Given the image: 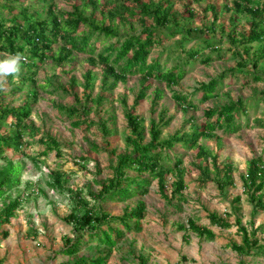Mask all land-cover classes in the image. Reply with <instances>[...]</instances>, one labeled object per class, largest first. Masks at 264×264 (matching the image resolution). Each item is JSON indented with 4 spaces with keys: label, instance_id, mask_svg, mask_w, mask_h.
<instances>
[{
    "label": "rangeland",
    "instance_id": "1",
    "mask_svg": "<svg viewBox=\"0 0 264 264\" xmlns=\"http://www.w3.org/2000/svg\"><path fill=\"white\" fill-rule=\"evenodd\" d=\"M108 1L0 0L1 3H9L14 9H3L0 14L4 19H10L21 8H29L31 14L38 13L40 17H45L48 15L45 3L52 4L56 14L73 13L78 6L90 23L96 21L99 25H109L118 32L119 37L140 35L142 26L139 20L129 15L113 16L112 8L106 6ZM161 1L164 0H144L147 4L153 2V6L159 5ZM232 3L233 0H170L166 3V7H171L172 18L177 24L166 25L162 29L175 34V37L156 46L151 59L159 57L164 68L174 65L185 57L180 52L178 42L182 40L187 50L197 46L202 48L203 41L212 40L224 56L215 58L208 65L200 61L192 62L186 68L185 78L176 86L153 81L147 98L134 111L142 119V144H147L150 141L148 128L151 118L158 121L164 114L165 121L171 119L161 137V141H164L202 126L205 122L204 111L208 108L236 103L239 99L257 104L250 108L249 128L232 135L216 130L213 137L201 139V144L207 150L205 159L197 158V150H186L181 143L171 150L173 158L182 156L183 159L180 176L187 186L183 192L187 200L182 211L176 208L177 200L171 205L161 197L157 181L152 183L145 197H135L123 203L99 202L91 195L101 191L102 185L112 177L116 155L130 153L126 146V138L131 133L126 115L144 83L140 76H129L125 82H119L114 90H109L114 78L104 74L98 59V53L102 52L104 45L94 54L76 52L72 62L58 64L57 55L63 45L59 42L53 45L49 58L39 64L37 69L33 68L37 71L35 83L12 86L6 82L3 94L9 107L24 104L30 92L37 91L38 97L27 122L29 127L24 131L23 147L20 150L6 149L0 159V169L7 167L8 160L21 169L20 186L0 200V212L6 201L20 195L23 197L17 218L0 227V264H63L78 256H95V244L86 246L75 257L60 253L66 239H74V225L66 221L67 217L73 212L81 214L85 211L84 207L76 204L79 200L77 194H81L90 207H100L113 217H121L140 201L147 205L142 231L127 233L124 241L110 254L108 264H264V258L242 255L230 248L233 243L242 244V236L235 226L236 217L242 219L249 231L264 223V212L254 216L253 206L244 192L249 161L262 156L264 162V125L260 124H264V96L261 95L264 80L254 83L250 74L264 77V60L254 68L251 58L243 52L245 47L229 39L233 30L238 33L249 30V18L245 14L237 15L235 23L230 20L235 14L227 13L224 7L232 6ZM209 6L216 8L217 22L213 21V11ZM94 41L92 37L91 43ZM254 48L256 46L250 54ZM210 52V49L202 50L203 55ZM235 52L244 55L243 59L247 63L245 68L237 67L239 58L234 56ZM8 56L0 51V60ZM213 57H217V54ZM26 63L28 61L21 62L20 74L31 69ZM88 71L94 75L89 85L86 83ZM231 71L234 72L230 74ZM223 73L228 75L219 96L202 103L198 92L201 84H207ZM246 76H249L248 85L244 82ZM73 80L76 82L74 89L70 87ZM18 86L22 87L21 91L15 90ZM157 92L161 93L162 98L157 106H153ZM175 93L188 96L197 108L185 110L174 99ZM100 96L104 97L102 104L92 102ZM59 106L79 109L83 117L92 120L95 125L88 131L74 128L72 120L59 110ZM153 110L155 112L152 114ZM245 122V117H242V123ZM103 126L108 131L103 130ZM11 128L7 124L4 129L7 131ZM48 136L59 142L60 149L44 156L48 148L44 141ZM216 154L219 155V161H229L235 167L234 185L228 187L225 194L219 191L214 182L216 174L211 157ZM57 173L61 176L60 190L52 187ZM178 177L176 173L167 177L170 196ZM237 196L241 197V201L234 204L233 200ZM209 213L227 218L234 227H212ZM190 218L198 219L211 228L216 238L206 240L189 232L186 234L187 239H184L185 232L178 231L177 226L187 224ZM4 233L8 235L4 236ZM258 236L264 243V234L259 233Z\"/></svg>",
    "mask_w": 264,
    "mask_h": 264
},
{
    "label": "trees",
    "instance_id": "2",
    "mask_svg": "<svg viewBox=\"0 0 264 264\" xmlns=\"http://www.w3.org/2000/svg\"><path fill=\"white\" fill-rule=\"evenodd\" d=\"M19 1V0H17ZM170 0H164L159 5L153 6L152 3H145L144 0H109L106 6L112 8V15L131 16L139 20L142 26L140 35L119 37L118 32L106 24H97L94 21L90 23L88 18L78 6L73 13L56 14L54 6L45 3L48 15L40 17L38 13L31 14L29 8H21L20 12L13 15L10 19H4L0 14V51L9 55H15L17 52L27 56L26 65L30 66L26 73L18 76L15 81L14 76H7L6 82L12 86L15 84H26L27 82L35 83L37 69L39 64L44 63L49 54L53 50V45L62 42L61 51L57 55L56 61L61 64L65 61L72 62L74 53L90 54L96 53L102 45V52L98 53V59L103 67L106 76H112L114 83L109 90H114L119 82H125L129 76H140L144 83L141 90L134 99L131 110L127 113L126 118L130 135L126 138V146L130 153L116 155L117 162L112 166L113 175L107 179L102 185L101 191L91 193L95 200L99 202H127L135 197L143 198L148 195L150 187L154 181L158 182L159 193L161 197L168 203L173 205L175 200L178 201L176 208L182 211L183 204H186V198L183 194L187 188L183 178L180 176L181 166L183 164L182 156H171V150L175 148L177 143H181L186 150H197V158L205 159L207 157L206 147L201 144L202 138H210L214 136L216 130H222L225 134L232 135L250 127L248 119L250 108L256 106L255 102L239 99L236 103L228 105L208 108L204 111L205 122L202 126H196L192 131L181 136L175 135L170 139L161 141L164 128L171 121H165L164 114L156 121L151 118L148 128L150 141L142 144L144 139L142 135V119L135 115L136 107L147 98L153 81L165 82L168 86H176L186 76V68L196 61L202 64H210L215 58H223V51L219 50L212 40H205L204 46H199L187 50L184 47V40L178 41L180 44V52L185 57L177 61L170 67H163L159 57L151 59L154 48L163 44L169 38L175 37V34L164 31L163 26L177 24L172 18L171 7H166V3ZM232 6H225L227 13L234 12L235 15L230 20L235 23L237 15L245 14L249 18V30L244 33H238L233 30L229 35L232 43H237L244 48L248 58L254 68H257L261 61L264 60V0H233ZM213 11V21H218V13L214 6H209ZM3 9L13 11V7L9 3L0 2V12ZM9 20V21H8ZM153 23H152V22ZM10 22L8 26L7 23ZM88 27V30H87ZM94 37V43L91 38ZM114 40V41H112ZM107 42V43H105ZM253 52L250 54L251 49ZM210 49L207 55L202 54V50ZM217 54V57H213ZM239 58L237 67L245 68L247 66L244 55L234 53ZM171 57V56H170ZM151 60V61H150ZM234 71H231L232 74ZM252 81L259 83L264 80L263 75L250 73ZM228 73H223L217 78L212 79L207 84H201L199 93L201 94V102L205 103L219 96L220 88ZM94 77L92 71L86 74V83L91 84ZM248 79V80H247ZM70 87L75 88L76 82L71 81ZM245 84H250L249 76L245 77ZM57 89H60L58 87ZM16 91H21L22 87H15ZM65 90V88H62ZM14 91V92H16ZM30 92V91H29ZM28 92V93H29ZM0 89V159L6 149L14 148L20 150L24 144V131L28 129V120L33 113V105L37 100V91L30 92L27 101L20 105L9 107L6 103V96ZM264 96V91L261 92ZM174 99L185 110L195 109L197 106L188 96L175 93ZM162 95L157 92V96L153 100V106H157ZM103 96L98 97L92 102L97 105L102 104ZM59 110L72 120V126L77 129L90 130L95 123L92 120L85 119L82 112L77 108L58 107ZM155 112L153 110L152 114ZM242 117L246 122L242 123ZM9 124L12 128L5 130V126ZM264 125L263 123H260ZM103 130L108 131L103 126ZM47 145V151L59 150V142L47 137L44 141ZM59 154V153H58ZM212 165L216 177L214 182L220 192L226 193L228 187L234 185L233 163L229 161H219V155L211 157ZM136 173V175H132ZM176 173L178 179L173 183L174 190L169 195V187L166 185L167 177ZM21 169L14 165L10 160L7 167L0 169V200L4 199L7 194L20 186ZM52 187L62 189L61 176L57 173ZM69 192H74L70 190ZM244 192L247 195L249 203L253 206V215L256 216L264 212V162L262 156L251 159L248 163L247 175L244 178ZM80 207H84V213H71L67 217V222L73 224L74 239H66L65 247L60 253L64 256H78L86 246L96 245L95 256H78L71 262L63 264H108L110 254L124 241L127 233L141 232L142 224L147 214V205L144 201H140L134 208L127 210L121 217H113L105 212L102 208L90 207L81 194H77ZM22 196L16 199L6 201L4 208L0 212V227L7 225L12 219L17 218L18 211L22 204ZM241 197L237 196L233 203H239ZM208 219L212 227L221 229H231L234 227L227 218L216 213H209ZM235 226L242 236V244L233 243L230 248L242 255L264 258V244L259 233L264 234V223L251 231L243 225L242 219L236 217ZM178 231L186 234L192 232L199 238L206 240H214L216 234L208 226L202 224L198 219L190 218L187 224H179ZM8 233H4L7 236ZM186 259V257H182Z\"/></svg>",
    "mask_w": 264,
    "mask_h": 264
},
{
    "label": "clouds",
    "instance_id": "3",
    "mask_svg": "<svg viewBox=\"0 0 264 264\" xmlns=\"http://www.w3.org/2000/svg\"><path fill=\"white\" fill-rule=\"evenodd\" d=\"M27 56L17 52L15 55H9L6 59L0 60V89L6 87L5 77L11 75L19 76L21 72V62H27Z\"/></svg>",
    "mask_w": 264,
    "mask_h": 264
},
{
    "label": "crops",
    "instance_id": "4",
    "mask_svg": "<svg viewBox=\"0 0 264 264\" xmlns=\"http://www.w3.org/2000/svg\"><path fill=\"white\" fill-rule=\"evenodd\" d=\"M263 243V242H262ZM264 244V243H263Z\"/></svg>",
    "mask_w": 264,
    "mask_h": 264
}]
</instances>
